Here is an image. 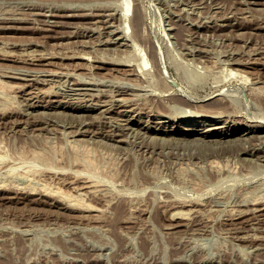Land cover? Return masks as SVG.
Returning a JSON list of instances; mask_svg holds the SVG:
<instances>
[{
  "label": "rangeland",
  "instance_id": "rangeland-1",
  "mask_svg": "<svg viewBox=\"0 0 264 264\" xmlns=\"http://www.w3.org/2000/svg\"><path fill=\"white\" fill-rule=\"evenodd\" d=\"M91 12L110 13L113 26L94 28L105 22ZM131 22L144 33L138 48ZM156 36L189 94L159 89L148 56ZM0 78L9 82L0 88V264H264V198L254 199L264 193V137H184L191 122L181 121L209 113L219 95L199 100L224 87L230 113L195 129L264 120V0H0ZM45 184L81 190L97 206L71 204Z\"/></svg>",
  "mask_w": 264,
  "mask_h": 264
},
{
  "label": "bare ground",
  "instance_id": "bare-ground-1",
  "mask_svg": "<svg viewBox=\"0 0 264 264\" xmlns=\"http://www.w3.org/2000/svg\"><path fill=\"white\" fill-rule=\"evenodd\" d=\"M101 1H103V0H101ZM106 1H108V0H106ZM254 2V1H253ZM70 4L71 2H67V4ZM73 3V2H72ZM72 3H71V5H72ZM76 3V2H75ZM77 3H79V2H77ZM250 3V2H249ZM93 4V3H92ZM91 4V5H92ZM90 5V6H91ZM83 6H85V5H83ZM82 6V7H83ZM88 5L86 4V7H87ZM101 6V5H100ZM67 7V6H66ZM66 7H65V10H67L66 9ZM78 7V6H77ZM81 7V6H80ZM104 7V6H103ZM70 8V7H69ZM68 8V9H69ZM76 8V7H75ZM92 8H93V6H92ZM97 7H95V9H96ZM108 8V7H107ZM112 8V7H111ZM73 9V8H72ZM99 9V8H98ZM97 9V10H98ZM114 9H115V7H114ZM50 10V9H49ZM70 10V9H69ZM68 10V11H69ZM77 10V9H76ZM96 10V11H97ZM104 10V9H103ZM52 11V10H51ZM50 11V12H51ZM54 11V10H53ZM72 11V10H71ZM95 11V12H96ZM104 11H106V10H104ZM112 11V10H111ZM41 12V11H40ZM44 12V11H43ZM45 12H47V11H45ZM67 12V11H66ZM79 12H81V11H79ZM116 12V11H115ZM120 12V11H119ZM78 13V12H77ZM118 13V12H117ZM70 14V13H69ZM114 14V13H113ZM135 14H137L138 15V11L135 13ZM45 15H48V13L47 14H45ZM50 15V14H49ZM54 15V14H53ZM85 15H87V16H94L95 18H98V17H100V19L98 18L97 20H96V22H97V24L99 23V22H105L104 24H100V25H95L94 26V28H97V27H100V26H103V25H106L108 28L110 27V26H113V22H111L110 21V19H109V17H108V15H110V13H96V14H93L92 12L90 13V14H85ZM124 16H126V13L125 14H123ZM137 15H135V16H137ZM111 16H113V15H111ZM46 17V16H45ZM66 17V16H65ZM71 17V16H70ZM105 17H107V19H105ZM116 17V16H115ZM121 17V16H120ZM128 17V16H127ZM119 18V17H118ZM124 18H126V17H123V19ZM113 19H116V18H114L113 17ZM49 20H50V18L48 19H46V21H47V26L48 27H53L54 25L53 24H51L50 22H49ZM127 20H129L128 18H127ZM133 20V19H132ZM131 20V21H132ZM114 21V20H113ZM123 21V26H124V21L125 20H122ZM54 22V21H53ZM119 22V21H118ZM134 22V21H133ZM117 23V22H116ZM135 23V22H134ZM43 24V23H42ZM45 24V23H44ZM59 24V23H58ZM83 24V23H82ZM115 24V23H114ZM119 24H120V22H119ZM81 25V24H80ZM88 25V24H87ZM116 25V24H115ZM133 25V26H132ZM82 26V25H81ZM105 26V27H106ZM118 26V25H117ZM122 26V27H123ZM126 26H127V28H130V27H134V29L132 30L133 31V34L131 33L130 34V38H132V40H134L135 42L134 43H132L131 41V43L134 45V47H136V48H138V46H139V42L138 41H140V39L138 38V37H140V36H143L144 37V33L142 34V33H139V31L137 30V28H135V27H137L136 26V24H132V22H131V24L130 23H128V24H126ZM171 26V25H170ZM90 27H92V26H89V27H87V28H90ZM115 27V26H114ZM173 27V26H172ZM76 28H77V26H76ZM76 28H75V30H76ZM85 28V27H84ZM116 28V27H115ZM125 28V27H124ZM126 28V29H127ZM139 28V27H138ZM41 29V28H40ZM78 29H79V27H78ZM100 29H101V27H100ZM99 29V30H100ZM106 29V28H105ZM112 29V28H111ZM120 29H122L121 27H120ZM119 29V30H120ZM170 29V28H169ZM47 30V29H46ZM88 30V29H87ZM96 30V29H95ZM113 30V29H112ZM122 30H124V29H122ZM85 31V30H84ZM83 31V32H84ZM106 31V30H105ZM109 31V30H108ZM125 31V30H124ZM142 31V30H141ZM96 32V31H95ZM99 32V31H98ZM97 32V33H98ZM102 32V31H101ZM156 33H157V31H155ZM164 32H165V30H164ZM103 33V32H102ZM114 33V32H113ZM126 32H124V34H125ZM104 34V33H103ZM120 34V33H119ZM123 34V33H122ZM167 33H165V35H166ZM85 35V34H84ZM83 35V36H84ZM87 35V34H86ZM112 35V34H111ZM118 35V34H117ZM131 35H132V37H131ZM149 35V34H148ZM160 35V34H159ZM115 36V35H114ZM113 36V37H114ZM121 36V35H120ZM127 36V35H126ZM152 36V35H151ZM168 37H170L171 36V34H170V36L169 35H167ZM107 37V36H106ZM119 37V36H118ZM128 37V36H127ZM127 37H125V39L127 38ZM147 37H150V36H147ZM108 38V37H107ZM106 38V39H107ZM109 38H111V37H109ZM115 38H117V36L115 37ZM129 37H128V40L130 39ZM134 38V39H133ZM146 38V37H145ZM111 39H113V38H111ZM149 39V38H148ZM167 39V38H166ZM172 39V38H171ZM171 39L169 40L170 42H171ZM122 40V39H121ZM154 40V39H153ZM168 40V39H167ZM105 41V40H104ZM106 41H108V40H106ZM111 41V40H110ZM113 41V40H112ZM114 41H116L115 39H114ZM144 41V40H143ZM162 41H165V37H161V39H160V37L158 36H156V40H154V42H156L159 46H158V49H157V46L155 45V47H156V50L155 49H153V51L151 50V51H149V57H150V60H153L154 62H155V64L156 65H158L160 68V70H161V73L160 74H162L163 75V78H162V76H161V79H162V81H163V87H160L159 89L161 90V92L163 91V93H164V91H170L172 88H178L179 90H182L184 93H187V94H189V92L190 91H188L186 88L184 89L183 88V85H182V83L181 82H179L176 78H174L173 76H172V74H171V72H170V69H169V66H168V64H167V62H166V60H165V58H166V54H165V49L163 48V46H162ZM100 42V41H99ZM127 42V41H126ZM153 42V43H154ZM102 43H104L103 41H102ZM109 43V42H108ZM166 43H168V42H164V44H166ZM106 44V43H105ZM121 44H122V42H121ZM169 45H170V43H168ZM118 45V44H117ZM125 45V44H124ZM123 45V47H125ZM171 45H172V43H171ZM151 46V45H150ZM165 46H167L168 47V45H165ZM109 47H110V45H109ZM108 47V48H109ZM113 47V46H112ZM118 47H120V46H118ZM170 47V46H169ZM104 48V47H103ZM115 48V47H114ZM116 48H117V46H116ZM131 48V47H130ZM124 50H125V48H123ZM132 49V48H131ZM133 49H135V48H133ZM168 49V48H167ZM172 49V48H171ZM114 50V49H113ZM128 50H130V49H128ZM127 50V51H128ZM139 50V49H138ZM173 50V49H172ZM115 51V50H114ZM113 51V52H114ZM118 51V50H117ZM117 51H115V54H116V52ZM121 51V50H120ZM132 50H130L129 52H131ZM137 51V49L136 50H133V52H136ZM143 51V49L141 48V50L139 51V53H140V55H138V56H136L135 55V58L139 61V63H138V67H136V68H139L138 69V71L140 70V73H141V69H145V67L149 64V60H148V56L146 55V53H144V52H142ZM167 51V50H166ZM205 51V50H204ZM203 51V52H204ZM78 52H80V51H78ZM169 52H170V50H169ZM40 53V52H39ZM42 53V52H41ZM41 53H40V55H41ZM52 53V52H51ZM51 53H50V55H51ZM84 53H85V51H84ZM119 53V52H118ZM121 53H123V52H121ZM120 53V54H121ZM168 53V52H167ZM171 53V52H170ZM207 53H208V51H207ZM32 54H34V53H32ZM31 54V55H32ZM43 54V53H42ZM74 54H77V53H74ZM73 54V55H74ZM86 54V53H85ZM134 54V53H133ZM198 54V53H197ZM54 55V54H53ZM53 55H52V57H53ZM72 55V56H73ZM79 55V54H78ZM87 55V54H86ZM85 55V57L87 58V56ZM119 55V54H118ZM43 56V55H42ZM41 56V57H42ZM55 56V55H54ZM71 56V55H70ZM69 56V57H70ZM77 56V55H76ZM119 56H121V55H119ZM119 56H117L116 55V57L118 58ZM169 56V55H168ZM177 55H175V57H176ZM30 57V56H29ZM80 57V56H79ZM92 57V56H91ZM95 57V56H94ZM170 57V56H169ZM172 57V56H171ZM170 57V58H171ZM33 58V57H32ZM37 58V57H36ZM45 58V57H44ZM49 58V57H48ZM55 58V57H54ZM72 58V57H71ZM113 58H114V56H113ZM169 58V59H170ZM173 58H174V56H173ZM178 58V57H177ZM34 59V58H33ZM32 59V60H33ZM38 59V58H37ZM41 60H42V58H40ZM82 59V58H81ZM92 59H93V57H92ZM104 59V58H103ZM124 59V58H123ZM172 59V58H171ZM87 60H89V59H87ZM87 60H86V62H87ZM91 60V59H90ZM95 60V59H94ZM107 61H108V59H106ZM110 60H112L111 58H110ZM120 60V59H119ZM174 61H175V59H173ZM179 60H180V58H179ZM45 61V60H44ZM102 61V60H101ZM114 61V60H113ZM121 61H122V59H121ZM202 61H203V59H202ZM236 61V60H235ZM238 61V60H237ZM53 62V61H52ZM112 62V61H111ZM116 62V61H115ZM119 62V61H118ZM125 62V61H124ZM123 62V63H124ZM232 62V61H231ZM47 63V62H46ZM108 63V62H107ZM122 63V64H123ZM98 64V63H97ZM116 64H117V62H116ZM120 64H121V62H120ZM128 64V63H127ZM114 65H115V63H114ZM134 65V64H133ZM204 65V64H203ZM206 65V64H205ZM208 65H206L205 67H207ZM95 67H96V65H95ZM97 68V67H96ZM102 68V67H101ZM128 68V67H127ZM126 68V69H127ZM129 69V68H128ZM147 69V68H146ZM131 71H135L133 68H131L130 69ZM159 70V71H160ZM46 71H49V70H46ZM54 71V70H53ZM57 72L59 71V70H56ZM143 72H145V70H142ZM56 72V73H57ZM64 72V71H63ZM121 72V71H120ZM122 72H123V70H122ZM147 72V74H149L148 73V71H146ZM145 72V73H146ZM36 73V72H35ZM35 73L33 74V75H35ZM42 73V72H41ZM44 73V72H43ZM51 73H53V72H51ZM125 73V72H124ZM130 73H132V72H130ZM134 73V72H133ZM133 73H132V75H133ZM137 73V72H136ZM27 74V73H26ZM31 74V75H32ZM38 74V73H37ZM47 74V73H46ZM58 74V73H57ZM61 74H62V72H61ZM65 74V73H64ZM144 74V73H143ZM142 73H141V75H143ZM23 75H24V73H23ZM29 75V74H28ZM74 75H76L75 73H74ZM125 75H127L126 73H125ZM7 76H8V74H7ZM17 76V75H16ZM15 76V77H16ZM20 76H22V75H20ZM49 76H51V75H49ZM61 76V75H60ZM78 76H79V74H78ZM138 76H140L139 74H138ZM147 77H148V75H146ZM25 77H27V76H25ZM32 77V76H31ZM30 76H29V78H31ZM41 77V76H40ZM45 77V76H44ZM56 77V76H55ZM58 77V76H57ZM75 77H77V76H75ZM135 77V76H134ZM42 78V77H41ZM46 79H47V77H45ZM51 78V77H50ZM53 78V77H52ZM79 78H81L82 79V77L80 76ZM137 78V77H136ZM174 78V79H173ZM1 79V78H0ZM26 79V78H25ZM32 79V78H31ZM34 79V78H33ZM44 79V78H43ZM110 79V78H109ZM171 79H173V82L176 84V85H178V87H175V85H174V83H172V82H170V80ZM247 79V78H246ZM255 79V78H254ZM79 80V79H78ZM85 80V79H84ZM112 80V79H111ZM110 80V81H111ZM120 80V79H119ZM149 80V79H148ZM147 80V85H149V82H150V80L148 81ZM256 80V79H255ZM35 81V80H34ZM88 81V80H87ZM87 81H86V83H87ZM116 81H118V80H116ZM136 81H138V80H136ZM172 81V80H171ZM254 81V80H253ZM261 81V80H260ZM4 81L2 80V82L0 81V88H4L5 87V85L6 84H8L9 82H7L6 84H5V82L3 83ZM89 82V81H88ZM94 82V81H93ZM120 82V81H119ZM257 82V81H256ZM259 82V81H258ZM32 83V82H31ZM117 83V82H116ZM139 83V82H138ZM251 83V82H250ZM253 83V82H252ZM35 84V83H34ZM46 84V83H45ZM91 84V83H90ZM118 85L120 84V83H117ZM132 84H135V83H132ZM218 84V83H217ZM254 85H255V82L253 83ZM13 85V84H12ZM22 85V84H21ZM28 85V84H27ZM30 85V84H29ZM43 85V84H42ZM83 85V84H82ZM121 85H123V83L121 84ZM128 85H130V84H128ZM128 85H127V87H128ZM11 85L9 84V87H10ZM33 86V85H32ZM38 86H40V85H38ZM88 86H89V84H88ZM88 86H86V87H88ZM124 86H125V82H124ZM138 86H144V84H138ZM216 86H218V85H216ZM220 86V85H219ZM8 87V86H7ZM78 87H80V86H78ZM6 88V87H5ZM81 88H82V86H81ZM91 88V87H90ZM117 88V87H116ZM119 88V87H118ZM122 88V87H121ZM138 88V87H137ZM140 88V87H139ZM138 88V89H139ZM144 88V87H143ZM142 88V89H143ZM250 88H252V87H250ZM77 89V88H76ZM84 89H85V87H84ZM89 89V88H88ZM80 90V89H79ZM91 90V89H90ZM118 90V89H117ZM133 90V89H132ZM228 89L226 88V87H224L220 92H218V93H214V92H211L210 91V93L209 94H207L205 97H203V98H201V100H199V101H201V102H203V101H205V100H207V99H210V98H212V97H214V96H216V95H219L217 98H215L213 101H211V102H208V105H209V108L208 109H211L210 110V112L209 113H207L206 111H204V110H201V111H198V112H196L195 110V112L194 113H197V115L196 116H191L192 117V119L194 120V121H192L191 120V117L190 116H186L185 118H183L181 121H183V122H186V121H190L191 123H189L188 125H187V128H185V130L183 129V132H182V134L184 135V137L186 136V135H191V134H197V135H199L200 137H207V136H220L221 138H223L224 136H237V137H239V139H243V140H249L248 142H250L252 139H261V137H264V120H260L259 119V122L258 123H255V124H250L249 123V125H245V128H243L242 129V127H240V126H236L235 128L234 127H232V128H228V129H226V130H224L223 128H221V127H215V125H213V127L212 128H210V129H206V127H207V125L209 124V122H208V124L206 125V127L205 128H201V130L200 129H195L194 127L195 126H198V125H202V123L203 124H205V123H207V121L208 120H204V119H211V121H214V119L216 120V118H218L220 115L222 116V114L223 113H225V112H229L230 113V111L231 110H229V106L231 105L230 103H229V101L227 100L228 98H226V93L228 92L227 91ZM77 91V90H76ZM82 91V90H81ZM85 91V90H84ZM119 91H121L120 89H119ZM118 91V92H119ZM125 91H127L126 89H125ZM32 92V91H31ZM30 92V93H31ZM83 92V91H82ZM88 92V91H87ZM130 92V91H129ZM231 92V91H230ZM232 92H234V91H232ZM27 93V92H26ZM77 93H79V92H77ZM85 93V92H84ZM122 93V92H121ZM131 93H132V91H131ZM181 93V92H180ZM196 93V92H195ZM88 94H89V92H88ZM94 94V93H93ZM159 94V93H158ZM196 94H198V93H196ZM28 95H30V94H28ZM82 95V94H81ZM91 95V94H90ZM98 95V94H97ZM177 95V94H176ZM205 95V94H204ZM181 96V95H180ZM74 97H77V95L76 96H74ZM81 97V96H80ZM116 97V99L118 98L117 96H115ZM37 98V97H36ZM78 98V97H77ZM123 98V97H122ZM172 98V97H171ZM38 99V98H37ZM74 99V98H73ZM79 99V98H78ZM115 99V98H114ZM119 99H121L120 97H119ZM128 99V98H127ZM187 99V98H186ZM113 100V99H112ZM129 100H130V98H129ZM190 100V99H189ZM94 101V100H93ZM106 101V100H105ZM119 101H122V100H119ZM128 101V100H127ZM231 101V100H230ZM52 102V101H51ZM114 102V101H113ZM124 102H125V99H124ZM123 102V103H124ZM129 102V101H128ZM53 103V102H52ZM108 103V102H107ZM110 103H112V102H110ZM109 103V104H110ZM115 103V102H114ZM130 103V102H129ZM174 103H176V102H174ZM69 104V103H68ZM81 104V103H80ZM102 104H103V102H102ZM108 104V105H109ZM127 104V103H126ZM136 104V103H135ZM200 104V103H199ZM87 105H89V104H87ZM91 105V104H90ZM93 105V104H92ZM107 105V106H108ZM116 105V104H115ZM134 105V104H133ZM198 105V104H197ZM48 106V105H47ZM56 106V105H55ZM64 106V105H63ZM74 106V105H73ZM59 107V106H58ZM78 107H79V105H78ZM110 107H111V105H110ZM115 107V106H114ZM113 107V108H114ZM134 107H136V105L134 106ZM194 107V106H193ZM197 107V106H196ZM74 108V107H73ZM72 108V109H73ZM91 108V107H90ZM112 108V107H111ZM128 108V107H127ZM130 108V107H129ZM133 108V107H132ZM202 108V107H201ZM102 109V108H101ZM100 109V110H101ZM105 109V108H104ZM123 109V108H122ZM136 109V108H135ZM170 109H172V108H170ZM63 110V109H62ZM80 110V109H79ZM121 110V109H120ZM103 111V110H102ZM107 112V111H106ZM110 112V111H109ZM161 112V111H160ZM84 113V112H83ZM92 113V112H91ZM176 113V112H175ZM192 113H193V110H192ZM81 114V113H80ZM86 114V113H85ZM168 114V113H167ZM173 114V113H172ZM132 115V114H131ZM160 115H161V113H160ZM134 116V115H133ZM221 116H220V118H221ZM169 117V116H168ZM155 119V118H154ZM160 119V118H159ZM175 119V118H174ZM200 119H202V120H200ZM126 120H127V118H126ZM150 120V119H149ZM156 121V120H155ZM160 121V120H159ZM178 122H180V120L178 121ZM125 123V122H124ZM127 123V122H126ZM148 123H149V121H148ZM171 123V122H170ZM210 123H212V122H210ZM252 123V122H251ZM162 124V123H161ZM151 125V124H150ZM153 125V124H152ZM166 125V124H165ZM210 125V124H209ZM217 125V124H216ZM221 125V124H220ZM235 125V124H234ZM238 125V124H237ZM147 126V125H146ZM164 126V125H163ZM219 126V125H218ZM131 127H132V125H131ZM141 127V126H140ZM208 127H210V126H208ZM207 127V128H208ZM224 127V126H223ZM142 128V127H141ZM146 128V127H145ZM148 128V127H147ZM160 128V127H159ZM159 128H158V130H159ZM162 128V127H161ZM120 129H122V128H120ZM126 129V128H125ZM133 129V128H132ZM135 129V128H134ZM138 129H139V127H138ZM166 129H168V128H166ZM233 129V130H232ZM112 130V129H111ZM123 130V129H122ZM174 130V129H173ZM232 130V131H231ZM147 131V130H146ZM77 134V133H76ZM85 134V133H84ZM114 134V133H113ZM148 134V133H147ZM156 134V133H155ZM74 135V134H73ZM83 135V134H82ZM197 135H195V136H197ZM113 136V135H112ZM194 136V137H195ZM77 137V136H76ZM115 137V136H114ZM190 137V136H189ZM191 137H193V136H191ZM198 137V136H197ZM209 138V137H208ZM208 138H207V140H208ZM214 138H217V137H214ZM219 138V137H218ZM73 139H75V138H73ZM81 139V138H80ZM115 139V138H114ZM190 139H192V138H190ZM197 139V138H196ZM200 139V138H199ZM198 139V140H199ZM212 139V138H211ZM210 139V140H211ZM225 139H227V138H225ZM231 139V138H230ZM79 140V139H78ZM76 141V140H73V141H75V142H77V143H79V141ZM122 140H123V138H122ZM193 140V139H192ZM195 140V139H194ZM206 140V138H205V141H207ZM214 140V139H213ZM217 140V139H216ZM228 140H229V138H228ZM232 140V139H231ZM233 140H235V139H233ZM264 140V139H263ZM70 141V140H69ZM81 141V140H80ZM196 141V140H195ZM200 141V140H199ZM262 141V140H261ZM70 142H72V141H70ZM203 142V141H202ZM208 142H211V141H208ZM217 142V141H216ZM215 142V143H216ZM225 142H227V141H225ZM231 141H229V143H230ZM244 142H246V141H244ZM243 142V143H244ZM252 142V141H251ZM260 142V141H259ZM81 143V142H80ZM196 143V142H195ZM198 143V142H197ZM196 143V144H197ZM205 143V142H204ZM213 143V142H212ZM220 143V142H219ZM228 143V144H229ZM231 143H233V142H231ZM73 144H74V142H73ZM72 144V145H73ZM198 144H200V143H198ZM202 144V143H201ZM207 144V143H206ZM222 144V143H221ZM71 145V146H72ZM215 144H213V145H211V146H214ZM217 145H219L218 143H217ZM216 145V146H217ZM235 145V144H234ZM237 145H239V144H237ZM241 145V144H240ZM77 146V145H76ZM80 146V151H82L83 153V155H85V158H87L88 157V151H89V149H87V148H85V147H83V145L81 146V145H79ZM85 146V145H84ZM215 146V149L216 148H218V147H216ZM224 146V145H223ZM222 146V147H223ZM229 147H230V144L228 145ZM228 146H227V148H228ZM261 146V145H260ZM73 147V146H72ZM220 147V146H219ZM233 147V146H232ZM235 147V146H234ZM243 147V146H242ZM242 147H240V148H242ZM75 148V147H74ZM78 148V147H77ZM214 148V147H213ZM245 148V147H244ZM219 149V148H218ZM230 149V148H229ZM228 149V150H229ZM246 149V148H245ZM77 150V149H76ZM220 150V149H219ZM225 150H227V149H225ZM238 150V149H237ZM236 150V151H237ZM249 150V149H248ZM254 149H252V151H253ZM78 151V150H77ZM215 151V150H214ZM241 151V150H240ZM78 153V152H77ZM215 153V152H214ZM217 154V153H216ZM4 155V154H3ZM257 155V154H256ZM259 155V154H258ZM264 155V154H263ZM0 156H2L1 154H0ZM87 156V157H86ZM5 156H3L2 158H4ZM80 157V156H79ZM82 157V156H81ZM259 157H260V155H259ZM1 158V159H2ZM84 158V157H83ZM82 158V159H83ZM257 158V157H256ZM264 158V157H263ZM81 159V160H82ZM83 160H86V161H88L87 159H83ZM254 160H255V157H254ZM258 159H256V161H257ZM92 161V160H91ZM90 161V159H89V161H88V164H94V162H91ZM212 161V160H211ZM214 161L216 162V159H214ZM213 161V162H214ZM261 161V160H260ZM91 162V163H90ZM212 162V163H213ZM218 162H220L219 160H218ZM257 162H259V161H257ZM257 162H255V161H253V165H255L256 166V164H254V163H257ZM34 164H35V162H33ZM86 163V162H85ZM211 163V164H212ZM252 163V162H251ZM263 163V162H262ZM87 164V163H86ZM214 164H216V163H214ZM214 164H213V166H214ZM258 164V163H257ZM217 166H218V163L216 164ZM215 165V166H216ZM220 165V164H219ZM252 165V164H251ZM252 165V166H253ZM222 166V165H221ZM220 166V167H221ZM257 167H258V165H257ZM253 168V167H252ZM261 168L263 169L264 167L261 165ZM9 173V172H8ZM28 173V172H27ZM1 174V173H0ZM3 174V173H2ZM9 175V174H8ZM29 179H31V178H29ZM3 180V179H2ZM1 180V182H3ZM5 180V179H4ZM28 182V181H27ZM93 182H95L94 180H93ZM29 184V183H28ZM27 184V185H28ZM1 185V184H0ZM87 185V183L85 184V186ZM96 185V184H95ZM84 186V187H85ZM90 186V185H89ZM87 187V186H86ZM43 188H47V190L49 191V190H51L52 191V193H51V191H50V193H51V195L53 194L54 195V193L56 194H58L60 197H64V198H67L70 202H71V204H79V205H81V207L82 206H87V207H89L90 208V205H91V203L92 202H90V204H89V202L87 203L85 200H84V196H83V191L82 192H80L81 190H79V192L78 193H75L76 195H74V194H71L70 192L68 193L67 192V190L66 191H64V189H61L60 187H58V185L57 186H53V185H48V184H45L44 185V187ZM77 189H78V187H76ZM80 188V187H79ZM97 188H98V186H97ZM97 188H94V189H97ZM93 189V190H94ZM43 190V189H42ZM47 190L45 191V192H47ZM76 190V189H75ZM74 190V191H75ZM88 190H91V189H88ZM92 191V190H91ZM45 192H43V193H45ZM54 192V193H53ZM73 192V191H72ZM88 192V191H87ZM264 192V191H263ZM42 193V194H43ZM47 193H49V192H47ZM46 193V194H47ZM92 193V192H91ZM94 193V192H93ZM96 193V192H95ZM256 193V192H255ZM84 194H86V195H88L87 193H84ZM254 194V193H253ZM262 194H264V193H262ZM262 194H258L259 196H257V195H254L253 197H254V199H256V200H258V198H262L261 199V201H263V198H264V195H262ZM252 196V195H251ZM252 197V198H253ZM248 198V197H247ZM250 198V197H249ZM248 198V199H249ZM57 199V198H56ZM251 199V198H250ZM249 199V200H250ZM59 200V199H58ZM62 200V199H61ZM87 200V199H86ZM252 200V199H251ZM255 200V201H256ZM56 201V200H55ZM60 201V200H59ZM58 201V202H59ZM187 201V200H186ZM189 201V200H188ZM191 201V200H190ZM192 201H193V199H192ZM197 201V200H196ZM260 201V200H259ZM68 202V201H67ZM74 202V203H73ZM182 201H180V203H181ZM195 202V201H194ZM198 202V201H197ZM248 202V201H247ZM252 201H250V203H251ZM69 203V202H68ZM179 203V204H180ZM184 203V202H183ZM182 203V204H183ZM186 203V202H185ZM200 203V202H199ZM249 203V204H250ZM254 203V202H253ZM59 204V203H58ZM64 204H65V202H64ZM196 205H197V203H196ZM62 206V205H61ZM64 206V205H63ZM66 206V205H65ZM69 206V205H68ZM92 206H94L93 205V203H92ZM95 206H97V205H95ZM94 206V207H95ZM254 206V205H253ZM264 206V205H263ZM262 206V207H263ZM72 207H73V205H72ZM75 207V206H74ZM78 207V206H77ZM80 207V206H79ZM83 207V208H84ZM195 207V206H194ZM76 208V207H75ZM82 208V209H83ZM86 208V207H85ZM92 208V207H91ZM90 208V209H91ZM96 208V207H95ZM95 208H93V209H95ZM98 209L100 208V206L99 207H97ZM190 208V207H189ZM255 208V207H254ZM88 208H86V210H87ZM89 209V210H90ZM101 209V208H100ZM194 209V208H193ZM249 209V208H248ZM252 209V208H251ZM256 209V208H255ZM96 210V209H95ZM102 210V209H101ZM180 210H181V208H180ZM233 213L235 212V209L233 208ZM240 210H242V209H240ZM245 210V209H244ZM185 211V210H184ZM186 211H188V210H186ZM193 211V210H192ZM192 211H191V213H192ZM195 211V210H194ZM232 211V210H231ZM238 211H239V209H238ZM246 211H249V210H246ZM177 212H178V210H177ZM189 212H190V209H189ZM243 212V211H242ZM175 213V212H174ZM181 213H183L184 215H187L188 214V212H187V214H186V212H183V210H182V212H180V214H179V218L182 216V217H184L183 216V214L181 215ZM232 213V212H231ZM236 213V212H235ZM249 213V212H248ZM239 214V213H238ZM247 214V213H246ZM255 214V213H254ZM174 215H176V214H174ZM241 215H244V213H241ZM255 215H257V214H255ZM260 215V214H259ZM258 215V216H259ZM264 215V214H263ZM190 216V215H189ZM236 217V216H235ZM185 218V217H184ZM183 218V219H184ZM176 219V218H175ZM258 221V220H257ZM243 236V235H242ZM241 236V237H242Z\"/></svg>",
  "mask_w": 264,
  "mask_h": 264
}]
</instances>
